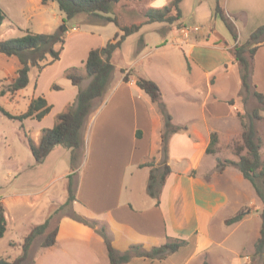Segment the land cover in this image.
<instances>
[{
	"label": "rangeland",
	"instance_id": "obj_1",
	"mask_svg": "<svg viewBox=\"0 0 264 264\" xmlns=\"http://www.w3.org/2000/svg\"><path fill=\"white\" fill-rule=\"evenodd\" d=\"M6 1L5 5L9 9L10 19L15 20L18 25L15 28L9 27L14 29L13 32H0L1 37H5V39L13 38L28 31V27H32V25H27V17L31 16L29 14L31 10H35L40 12L41 15H34L33 27L30 29L31 32L53 33L59 31L64 35L63 37L65 39L64 49L61 52L59 60L51 62L52 59L49 55L41 63L44 67L40 68L31 65L29 84L25 88L15 93H6L5 95H1L0 93V106L13 115L25 113L29 108L31 100L39 95L46 97L49 104L52 105L51 111L41 120L33 118L23 120L10 118L0 111V201L6 207L7 217V230L5 235L0 238V257L13 260L22 252L21 243L25 235L32 227L43 223L46 216H48L47 214L52 213L59 206L62 205V208L53 217L46 232L47 234L56 228L62 217L69 216L76 221H78L76 215L88 218L85 213L79 212L77 209L79 206L74 200L67 203L69 197L67 175L72 173L70 172L72 170L70 162L71 150L58 145L43 163H38L31 151L28 137H31L33 140H40L41 135L39 136L37 132H41L42 134L45 128L53 127L57 121L58 114L66 111L70 106L75 105L79 89L84 88L90 78L86 77L80 84H74L73 80L67 74L72 71L86 75L85 62L90 49L104 46L114 36L118 30V26L114 22L103 23V25L90 23L96 17L84 13L75 16L73 19H68L60 10L57 2L45 5L42 2L38 4L28 3L27 0ZM226 1L223 0V2ZM239 2L245 8L250 18L248 27L252 28L258 24L257 22H259L258 20L261 17L260 13L263 12L261 15L264 16V11L261 10L263 3L262 1L259 3L257 0H240ZM215 4H217L216 0H202L199 9L202 10L203 14H207L210 9H213L215 16ZM194 5V0H187L181 3V9L184 13L180 21H183L188 28L196 25L200 27L202 24H205V28L209 19L199 18L195 14ZM22 7L26 8L24 10L26 13H22ZM150 7L160 8L162 5L155 3L154 0H119L115 6L114 15L117 16L119 23L122 25L134 22L139 23L145 19L144 11ZM178 22L175 23L177 24ZM175 23L171 25V29L173 30L176 27ZM167 24L170 25V23ZM241 24L243 26L242 29H235L238 35L237 39H234L232 33L228 31L229 29H226L228 35L225 36V29L220 28L219 30L218 28L214 29L213 33L211 32L212 37L216 35L220 43H231L235 40V44L229 49L231 53V50H234L236 46L243 45L247 42L251 32L254 30L247 28L245 23ZM181 27V25H178V28ZM62 29L63 31H61ZM145 29L150 28L146 27ZM201 30L196 28L181 29L182 37L186 39L185 37L188 32L201 33ZM206 31L208 29H203L202 34L206 33ZM149 33L147 30L145 41L142 37H139V34L126 39L120 50L118 49L112 58L114 70L108 88L103 97L95 102L83 129L84 141L82 147L79 149L78 160L75 164V171L77 172L74 176L75 182L79 178L81 179L82 170L88 158L89 140L95 137L94 120L91 121V119L104 105L109 108L116 106V103L119 101L110 100L107 94L113 85L125 74L129 76L134 74L136 77L140 75L156 81L161 88V101L166 105L172 117H174L173 122L175 120V122L182 123L185 120H193V118H198L199 121L203 120L201 109L202 101L210 86L213 87L215 97L219 95L223 99L225 97H232L233 101L245 100L247 114L260 106L252 94H242L240 96V83L242 85L241 70L237 66L232 67L233 72L229 73V75L226 73L224 66L216 67L215 71L210 73L211 80L209 82L206 80L205 69L199 64L194 63L192 58H188V46L179 45L178 42L167 37L166 33L161 34V38L163 39L159 43L157 39L160 37V33ZM153 35L155 39L151 38ZM203 37L205 36L203 35ZM144 42L145 44L147 42L149 46L143 49L142 53L138 55L137 46L142 47ZM157 45L159 48L156 47ZM218 55V58L222 57H220V54ZM231 55L233 56L232 53ZM3 57H5V60L9 59L7 60L9 63L0 65L8 69L4 74L5 69L2 70L0 68V92L12 81L21 65L16 56ZM259 61L260 63L264 61V52L260 53L259 57L256 56L254 70L258 69ZM190 66L192 69H190ZM261 68L263 70L262 66ZM5 77L7 79H4ZM251 82L253 86L257 85L252 76ZM240 89H242V86ZM134 93L132 95L137 100L132 102L133 105H143L140 99L141 97L145 100L151 113H160L156 103L151 101L146 92L143 91L144 96H138L136 92ZM212 100H210V104L207 107L212 108V111L217 109L222 111L227 108V104L222 103V100L220 101L221 105L219 104L218 107H215L212 104ZM208 111L206 115H208ZM256 124L258 127V135H262L263 137L264 123L257 121ZM178 125L188 126L187 124ZM242 132L239 135V140H235L233 144L228 143L219 148L222 159L227 158L231 153H233L236 159H239L235 153V147L237 144H243ZM84 142L86 144L85 148ZM160 149L158 151L159 154L151 159L152 163L157 165L156 172H160L159 169L162 168V161L164 159ZM243 153H246V149ZM262 158L264 160V153L262 154ZM187 164L188 162L186 160L179 162L176 158L171 159L169 163L176 170H182ZM158 165L160 168H158ZM227 166L233 172L229 176L230 182H225L223 187L228 191L230 204L221 212L218 218L220 221L223 216H235L238 213H242L243 219L240 225H238V230L234 231V233L230 232L236 226L229 229L226 227V231L229 232L228 239L222 246L216 245L213 248V250L219 251L221 259H218V261L212 259L211 263L224 264L228 261L230 263L231 260L235 259L239 260L241 264H246V256H250L249 260H252L255 256L256 243L261 236V213L264 209V200L256 192L250 181L242 176L235 165H226L224 169ZM223 170H220L217 162V171L215 172L222 173ZM141 175L140 171L135 172L134 179L132 178L134 188L131 183L130 185L133 190L131 194L130 192L128 193L129 198L135 204L142 196L150 199L148 191H145V193L141 191ZM238 175L240 179L236 180L235 178ZM128 180L131 181L130 178ZM46 233L35 239L31 246L28 259L22 262V264H35L37 262L36 260L41 252L42 242ZM107 261L109 262L108 257ZM205 264H208V262L205 261ZM254 264H263V262L257 258Z\"/></svg>",
	"mask_w": 264,
	"mask_h": 264
},
{
	"label": "crops",
	"instance_id": "obj_2",
	"mask_svg": "<svg viewBox=\"0 0 264 264\" xmlns=\"http://www.w3.org/2000/svg\"><path fill=\"white\" fill-rule=\"evenodd\" d=\"M27 1L33 4L42 2V0ZM186 1L183 0L181 3ZM239 1L216 0L221 5L224 14L234 24L235 29H242L241 23H245L247 28L254 30L264 24L262 12L258 24L252 28L248 27L250 18ZM261 1L263 3L261 10L264 11V0H257L259 3ZM6 2V0H0V5L7 14L6 19L0 25V32H13L14 29L9 27L15 28L18 23L10 19ZM154 2L160 3L163 7L170 0H154ZM201 3L202 0H194V10L199 18L209 19L205 28V24L200 27L196 25L188 28L183 21H179L177 24L175 23L176 27L173 30L171 29L172 24L153 22L144 24L137 33L129 37L139 34V37L145 41L148 30L149 34L160 33L157 41L161 43L163 39L161 34L166 33L167 37L178 42L179 45L188 46V58H192L194 63L205 69L207 81L211 80L210 73L221 65L229 75L233 72V66L240 69L239 63L229 50L236 41L220 43L216 35L212 37L211 32L213 33L214 29H225L224 35L226 36L228 35L226 29L229 28L220 16H214L213 9H210L207 14H203L199 9ZM42 4L44 3L42 2ZM22 10V13H26L24 11L26 8L22 7ZM29 14L32 17H27V25L33 27L34 15L40 16L41 13L31 10ZM99 25L103 24L99 23ZM178 25L182 27L178 28ZM32 27H28L29 30ZM146 27L150 29H145ZM194 28L202 29L201 33L188 32L186 39L182 37L181 29ZM203 29H208V31L202 34ZM0 38L5 39V37H1V34ZM151 38L155 39L154 35ZM148 46L147 42L146 44L144 42L142 47L137 46V54H141L143 49ZM156 47L159 48L158 45ZM263 52L264 44L260 45L256 51L252 69V77L257 83L255 87L262 93H264V61L261 63L259 61L258 69L254 70V68L256 56L259 57ZM218 54L222 57L218 58ZM3 56L6 55L0 53V65L9 63L7 61L9 59L5 60ZM0 68L5 69L4 66H0ZM190 69H192L191 66ZM6 71H8L7 68L4 74ZM210 85L212 84L210 83ZM241 86L240 83L239 90H241ZM109 91L108 98L119 102L110 108L104 105L91 119V121L94 120L95 137L89 140L88 158L82 170L81 179L79 178L76 182L77 198L74 201L79 206L77 209L79 212L85 213L88 218L96 219L106 225L112 237V244L119 251H125L133 244H142L145 248L150 249L165 243L169 237L188 241L187 244L164 259L136 256L126 264H205V261L212 264V259L218 261L221 259L219 251H215L213 248L216 245L222 246L228 239L229 232L226 231V227L229 229L236 226L230 232L234 233L238 230V225L243 218L232 224H227L226 220L233 216H223L219 221L218 216L230 204L228 191L223 186L225 182H230L229 176L233 171L229 166L222 173L215 171H217L218 159L222 157L219 148L239 140L242 126L238 115L239 113L247 114L245 100L233 101L232 97L223 99L219 95L215 97L213 87L210 86L202 101L203 120L199 121L198 118H193V120H185L182 123L174 120L176 124H187L188 126L186 131L171 135L168 164L173 158L179 162L186 160L188 164L182 170H176L170 165L171 172L160 190L159 203L155 197L148 194L150 199L142 196L135 204L128 196V193L131 194L133 190L130 184L132 183L134 188L132 178L134 179L135 172L140 171L142 174L141 191L144 193L148 191L151 169L157 168V165L142 166L141 164L152 162L151 159L159 154L161 132L164 125L163 117L160 113H151L145 100L141 97L143 105H133L132 102L137 100L132 95L135 94L134 92L138 96H144L143 90L137 85L134 74L129 76L128 81H125L122 76ZM240 96L242 95L240 94ZM210 100L215 107H218L222 102L227 104V108L222 111L218 109L212 111V108H207ZM214 106L212 107L214 108ZM207 111L208 115H206ZM261 115L262 119L254 121L256 130L258 129L257 121L264 123V111H261ZM215 132L218 135V142L214 148L215 154L208 153L207 148L211 143L212 134ZM37 133L39 136L41 135V132ZM258 136L262 142L261 152L263 154L264 136ZM34 141L38 143L39 139ZM85 145L84 142V148ZM225 159L238 160L233 153ZM70 172H75V170H70ZM129 178L131 181L128 180ZM235 179L239 180V175ZM257 211L259 210L257 209ZM57 226L58 233L55 244L42 248L35 264H110L105 240L94 228L69 216L62 217ZM249 257V255L246 256V264L249 262L252 264ZM228 262L224 264H241L239 260L235 259Z\"/></svg>",
	"mask_w": 264,
	"mask_h": 264
},
{
	"label": "trees",
	"instance_id": "obj_3",
	"mask_svg": "<svg viewBox=\"0 0 264 264\" xmlns=\"http://www.w3.org/2000/svg\"><path fill=\"white\" fill-rule=\"evenodd\" d=\"M183 0H170L168 4L161 8L150 7L144 11L145 19L142 22H134L131 24H120L114 10L119 0H42L44 4L57 2L60 10L67 16L68 19H73L79 14H89L96 18L90 23H108L114 22L118 26V30L114 36L110 38L104 46L90 49L85 67L87 74L79 72H69L67 74L73 80L74 84H80L86 77L90 78L88 85L80 88L77 94L74 106H70L66 111L61 112L57 116V121L51 128H45L42 131L40 140L36 143L31 137H28V142L31 151L38 163H43L52 150L60 145L71 150L70 162L72 170L76 169V161L79 156V149L83 144V129L85 127L88 116L90 115L95 102L102 98L108 88L111 75L114 70L112 58L115 52L120 49L125 40L132 34L138 32L144 24L153 22H166L173 24L180 21L183 17L181 2ZM215 14L220 16L226 23L229 31L234 39L238 38L234 24L224 14V11L217 2ZM7 14L0 5V25L6 19ZM64 35L59 32H31L26 31L20 36L9 39L0 38V53L6 56H16L21 65L17 70L16 76L12 82L1 90V95L6 93H15L29 84L30 66L44 67L42 61L51 56V62L59 60L61 52L64 49ZM264 44V24L259 25L249 36L247 42L243 45L236 46L231 50L235 60L240 65L242 89L241 95L252 94L260 106L255 108L249 114H240V121L243 127L242 138L243 144H237L235 153L238 155V160L218 159V166L223 170L226 165H235L242 173L245 179L250 181L256 192L264 200V160L262 158V142L255 128V120L262 119L261 111H264V93L258 91L251 82L253 58L260 45ZM58 46V47H57ZM124 80H129V75H124ZM137 85L146 92L151 100L156 103L159 112L161 113L164 125L161 132V149L163 154L162 168L160 172H156L157 168H152L149 175L148 192L152 197L160 202V190L166 182L167 176L171 172V167L168 164L169 156V139L172 134L187 129V126H181L173 122L172 114L166 108V105L161 101L162 92L159 84L153 79L146 78L140 75L136 77ZM253 87V89H252ZM52 109L46 97L40 95L34 98L29 105L28 110L21 115H13L0 106V111L10 118L26 119L33 118L41 120ZM218 142L217 133L212 134L211 143L207 148L208 153H215V146ZM246 149V153L243 151ZM142 166H153L154 163L147 162ZM77 172L70 173L68 177L69 197L67 203L76 200V182L74 176ZM62 205L56 208L52 213L48 214L45 221L37 224L25 235L21 248L22 252L15 259L9 260L0 257V264H22L29 257L31 246L38 236L44 235L53 217ZM75 214V213H74ZM262 227L261 236L256 243L255 256L252 258V264L256 263L259 258L264 264V209L262 210ZM78 221L94 228L105 240L108 250L110 264H126L133 257H146L151 259H164L170 254L179 250V248L187 244V240L169 237L168 240L150 249L145 248L142 244H133L125 251L117 250L112 244V237L107 229V226L100 223L96 219L81 217L76 215ZM243 218L242 213L226 220L227 224L235 223ZM7 230L6 207L0 201V238L5 235ZM58 226L46 236L42 242V248L52 246L56 242Z\"/></svg>",
	"mask_w": 264,
	"mask_h": 264
},
{
	"label": "water",
	"instance_id": "obj_4",
	"mask_svg": "<svg viewBox=\"0 0 264 264\" xmlns=\"http://www.w3.org/2000/svg\"><path fill=\"white\" fill-rule=\"evenodd\" d=\"M65 29H66V27H65ZM61 31H63V29Z\"/></svg>",
	"mask_w": 264,
	"mask_h": 264
}]
</instances>
